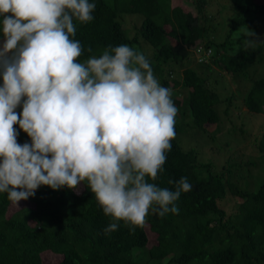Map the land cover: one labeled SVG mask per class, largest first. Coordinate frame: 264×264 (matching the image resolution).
<instances>
[{
  "label": "trees",
  "instance_id": "trees-1",
  "mask_svg": "<svg viewBox=\"0 0 264 264\" xmlns=\"http://www.w3.org/2000/svg\"><path fill=\"white\" fill-rule=\"evenodd\" d=\"M89 2L96 4L94 19L86 24L74 20L75 39L85 49L78 59L83 62L121 44L146 56L159 83L172 90L178 108L176 136L164 170L150 182L174 190L168 181L183 176L192 189L176 201L178 214L160 217L149 210L134 232L119 221L110 233L103 230L113 220L103 213L87 181L76 190L41 185L17 205L0 193V264H51L44 262V252L61 256L55 264H264V176L254 181L252 190L239 188L232 173L240 164L230 157L219 166V149L205 143L215 139L219 105L226 102L227 113L235 92L250 113L264 118V0ZM214 3L218 9L229 5L234 12L222 39L216 15L209 10ZM247 28L261 39L255 47H245ZM199 43L201 50L210 51L213 66L205 57H193L192 48ZM216 71L236 86L223 100ZM14 127L18 143L30 142L18 125ZM198 139L199 147L193 143ZM202 147L210 151V160L199 156ZM257 147L264 155V133ZM148 231L154 235L151 242Z\"/></svg>",
  "mask_w": 264,
  "mask_h": 264
},
{
  "label": "clouds",
  "instance_id": "clouds-1",
  "mask_svg": "<svg viewBox=\"0 0 264 264\" xmlns=\"http://www.w3.org/2000/svg\"><path fill=\"white\" fill-rule=\"evenodd\" d=\"M95 8L89 0H0V193L17 205L41 185L76 190L87 181L113 220L103 231L123 221L134 232L149 210L178 214L192 184L183 176L168 181L174 190L150 182L164 170L178 108L146 56L121 44L78 59L85 49L74 20L91 22ZM243 35L245 47L261 42L249 28ZM14 125L30 142H17Z\"/></svg>",
  "mask_w": 264,
  "mask_h": 264
},
{
  "label": "rangeland",
  "instance_id": "rangeland-1",
  "mask_svg": "<svg viewBox=\"0 0 264 264\" xmlns=\"http://www.w3.org/2000/svg\"><path fill=\"white\" fill-rule=\"evenodd\" d=\"M209 10L214 12L216 15L214 24L218 30L219 38L222 39L223 34L229 27L228 21L233 16L234 12L229 5H225L224 7H221V9H218L215 3L214 5H211L209 7ZM128 21L129 19L124 21V23L128 25ZM200 47L201 46L199 43L192 48L193 57L198 61L204 59L205 57V59L207 58L212 64L210 60V51H203ZM222 75L217 71L216 74L214 73V78L218 80L216 86L218 87L221 98L223 100L225 99V97L230 96L234 92L236 86L231 84L228 81V78L225 77V75H223V77ZM216 82L217 81H215V79H212V84L215 85ZM232 100L233 101L228 106L227 113H225V108L227 107L226 102H223L219 105L221 122L219 124V128L212 131V133L215 135V139H212L210 137L211 139H209L205 143H207V146H217V148L219 149L217 156L219 166L223 164L225 159L230 157L234 158L233 161L235 163H239L240 167L233 166L234 170L232 173V180L239 188L243 190H252L255 187L254 181L259 177L264 176V155H261V152H258L257 150L258 141L261 139V136L264 133V118L259 114L250 113L247 110L244 101L241 98L239 99V95L237 94V92H235ZM185 113L187 116L188 112L185 111ZM241 129L243 131H241ZM229 130H233L235 132L233 134H228L227 132H229ZM226 134H228V136L231 135V137L234 136L235 138L231 139L230 137H226ZM205 135L209 136L208 133H206ZM201 137L202 136H198V138H200V140L204 142L203 140L205 138L203 139ZM200 140H194L193 143L195 142V145L199 147V145L202 143ZM227 141L229 143H226ZM199 156L206 161L210 160V158L212 157L210 151L207 149L205 150L204 147L201 148ZM236 200L240 201L239 198H236ZM148 234L150 242L153 241V233L148 231ZM42 257L44 262L51 264L57 263L61 258L60 255H53L49 252H44L42 254ZM149 264H158V262L151 261L149 262Z\"/></svg>",
  "mask_w": 264,
  "mask_h": 264
}]
</instances>
